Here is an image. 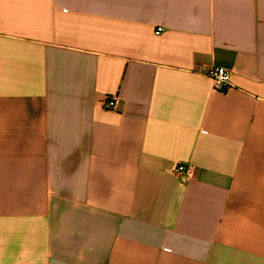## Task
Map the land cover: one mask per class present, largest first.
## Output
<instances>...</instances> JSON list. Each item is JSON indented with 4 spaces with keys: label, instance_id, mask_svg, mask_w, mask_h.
Here are the masks:
<instances>
[{
    "label": "crops",
    "instance_id": "obj_1",
    "mask_svg": "<svg viewBox=\"0 0 264 264\" xmlns=\"http://www.w3.org/2000/svg\"><path fill=\"white\" fill-rule=\"evenodd\" d=\"M0 264H264V0H0Z\"/></svg>",
    "mask_w": 264,
    "mask_h": 264
},
{
    "label": "built area",
    "instance_id": "obj_2",
    "mask_svg": "<svg viewBox=\"0 0 264 264\" xmlns=\"http://www.w3.org/2000/svg\"><path fill=\"white\" fill-rule=\"evenodd\" d=\"M162 32L163 28H159L156 34L159 35ZM204 71L212 78L216 90H224L231 85L232 72L228 69L224 67L206 66ZM102 106L107 110H114L118 106V98L115 96H106L102 102ZM175 173L192 177L195 174V167L181 164L176 166Z\"/></svg>",
    "mask_w": 264,
    "mask_h": 264
}]
</instances>
